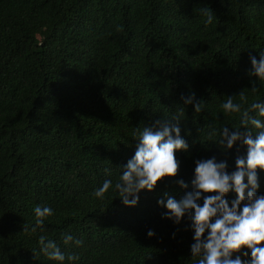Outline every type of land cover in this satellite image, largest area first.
I'll use <instances>...</instances> for the list:
<instances>
[{"label":"trees","instance_id":"trees-1","mask_svg":"<svg viewBox=\"0 0 264 264\" xmlns=\"http://www.w3.org/2000/svg\"><path fill=\"white\" fill-rule=\"evenodd\" d=\"M261 48L264 0H0V264H58L40 254V235L78 255L72 264H194L187 221L162 218L156 200L183 195L175 181L190 180L194 159L215 155L231 170L236 145L225 153L216 141L222 124L240 127L239 113L220 104L241 90L245 104L264 99L246 74ZM190 93L200 112L184 105ZM173 114L189 144L174 152L176 175L135 206L111 188L93 196L133 154V132ZM36 204L53 215L43 231H22Z\"/></svg>","mask_w":264,"mask_h":264},{"label":"clouds","instance_id":"clouds-1","mask_svg":"<svg viewBox=\"0 0 264 264\" xmlns=\"http://www.w3.org/2000/svg\"><path fill=\"white\" fill-rule=\"evenodd\" d=\"M201 12L206 17L205 23L213 20L209 7L202 8ZM258 57L248 56L251 67L246 74L255 77L249 81L253 93L258 84L264 83V48L258 50ZM238 95L239 102H234V95H228L220 107L226 114L239 113L240 127L222 124L216 141L225 153L236 145L231 170L227 159L218 160L215 155L194 159L190 180L175 181L185 190L183 195L177 198L165 191L156 200L157 205L165 209L162 218L173 224H179L182 218L187 221L185 227L192 236L189 252L194 264H264V193L258 192L257 174V169L264 171V99L245 104V93L241 90ZM181 99L184 105L191 104L194 112L201 111L195 93ZM216 131L211 128L208 136L212 137ZM133 137L137 141L133 154L118 167L120 173L115 182L104 179L93 189L92 195L96 198L103 199L111 188L123 205L135 206L141 190L151 191L162 177L176 175L179 161L174 152L189 148L181 135V120L176 114L143 126L133 132ZM241 147L243 154L239 152ZM228 193L233 195L229 197ZM32 213L34 224L31 229L22 231L35 232L37 228L43 231L44 221L53 215V209L47 204H36ZM61 235L66 246L69 242L75 247L82 244V240L70 233ZM146 235L152 237L153 230L148 229ZM38 245L44 258L58 264L66 260L72 264L79 259L72 252L66 254L56 241L44 235L39 236Z\"/></svg>","mask_w":264,"mask_h":264}]
</instances>
